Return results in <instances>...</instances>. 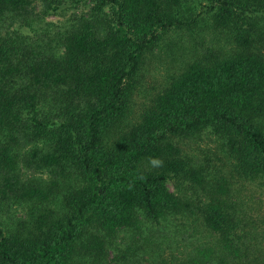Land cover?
<instances>
[{
    "label": "trees",
    "instance_id": "trees-1",
    "mask_svg": "<svg viewBox=\"0 0 264 264\" xmlns=\"http://www.w3.org/2000/svg\"><path fill=\"white\" fill-rule=\"evenodd\" d=\"M203 134L218 162L191 145ZM250 183L264 189V0H0V264H161L163 245L179 264H264L262 231L236 234L232 191Z\"/></svg>",
    "mask_w": 264,
    "mask_h": 264
},
{
    "label": "rangeland",
    "instance_id": "rangeland-1",
    "mask_svg": "<svg viewBox=\"0 0 264 264\" xmlns=\"http://www.w3.org/2000/svg\"><path fill=\"white\" fill-rule=\"evenodd\" d=\"M56 18L60 17L49 16L47 19L55 20ZM164 58L165 56L163 53L159 54L157 57L151 58L146 74L139 79L140 86L139 89H137L138 92H136L133 96V107L135 111L142 103H145L149 95L157 91L163 83V74L165 71L164 67L166 66V62L163 60ZM201 136L202 137L195 142H190L191 145L195 147V152L198 155V158L209 160L210 164L213 161L218 162L220 156L222 157L218 141L215 137L208 136V134H203ZM169 188L174 190L172 183H169ZM232 192L235 196V200H237L236 203L239 205L236 206L239 216L238 229L244 230L242 233L236 234L238 236H242L244 233L249 234V231L256 232V230H260L263 233L261 235L264 236V189L256 183H250L241 184ZM231 202V204L235 205L232 199ZM34 208L35 207L31 206H20L16 208L15 212L17 213V216L26 217L28 214L30 216L29 212ZM262 236H260V245L257 247L256 252L258 253L257 257L262 256L259 258H262L263 260L264 238H262ZM180 251L181 248L175 245H172L171 247L163 245V247L159 248L158 255L160 256L156 258L154 262H160L161 264H179L182 259ZM103 264L120 263L119 260L117 258H113L112 253H110L104 259Z\"/></svg>",
    "mask_w": 264,
    "mask_h": 264
}]
</instances>
